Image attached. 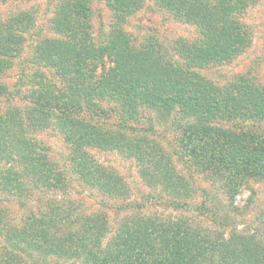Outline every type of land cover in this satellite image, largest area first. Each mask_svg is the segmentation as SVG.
<instances>
[{"label": "trees", "instance_id": "16d2710c", "mask_svg": "<svg viewBox=\"0 0 264 264\" xmlns=\"http://www.w3.org/2000/svg\"><path fill=\"white\" fill-rule=\"evenodd\" d=\"M152 1L101 0L112 21L96 36L93 0H54L43 31L32 10L0 13V264H264V231H237L196 204L173 159L232 200L246 179L264 181V86L248 74L222 84L202 74L248 50L242 19L264 0ZM143 8L196 37L168 47L137 39L130 22ZM44 135L59 139L58 158ZM94 152L135 164L143 203L128 201L122 177ZM73 181L101 198L98 211L75 204ZM152 202L209 226L152 214Z\"/></svg>", "mask_w": 264, "mask_h": 264}, {"label": "rangeland", "instance_id": "374dc122", "mask_svg": "<svg viewBox=\"0 0 264 264\" xmlns=\"http://www.w3.org/2000/svg\"><path fill=\"white\" fill-rule=\"evenodd\" d=\"M145 1L152 7V0ZM53 3L54 0H5V3L0 4V13L15 11V9L32 10L36 16L37 27L43 31L47 29V21L50 18ZM92 8V31L93 36H96L101 30V25L104 26L105 31L108 29L112 19L111 14L103 7L101 0H93ZM242 20L251 30V45L248 50L230 64L209 67L203 70L202 74L220 84L231 79L234 75L248 74L255 77L264 86V3L249 9ZM130 24L131 31L136 34L137 39L154 35L157 36L163 47L172 45L171 41L179 37L193 39L197 35L192 27L174 22L161 12H156L155 8L153 11L143 8L132 18ZM261 126L256 133L264 136V124ZM227 127L230 129L231 124ZM43 139L58 158L63 152V146L59 139L50 135H44ZM167 139L171 138L168 136ZM93 154L99 163L114 169L122 177L129 190L128 201L130 203H143L142 196L148 194L149 190L139 179L133 162L123 159L116 153L94 152ZM177 158L173 157L176 167L179 171L182 170L185 175L196 204L203 201L208 207H214L220 216L228 220L229 226L235 227L237 231L249 234L264 231V181L246 179L232 200L224 193L222 186L214 178L193 172ZM188 169H190L189 172ZM70 188L72 200L83 211L94 212L100 209L101 198L99 199L95 192L89 191L76 181L71 183ZM147 206L149 212L155 215L169 218L185 217L199 226H209L207 220L191 211H173L157 202H152ZM16 211V207H13V215H16ZM106 212L109 223L113 225L118 216H115L113 209L106 210Z\"/></svg>", "mask_w": 264, "mask_h": 264}]
</instances>
